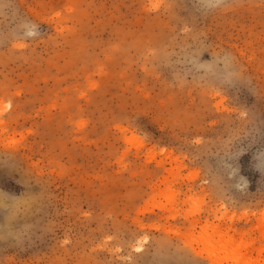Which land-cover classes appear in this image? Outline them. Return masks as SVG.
Segmentation results:
<instances>
[{
    "label": "rangeland",
    "instance_id": "1",
    "mask_svg": "<svg viewBox=\"0 0 264 264\" xmlns=\"http://www.w3.org/2000/svg\"><path fill=\"white\" fill-rule=\"evenodd\" d=\"M0 264H264V0H0Z\"/></svg>",
    "mask_w": 264,
    "mask_h": 264
}]
</instances>
